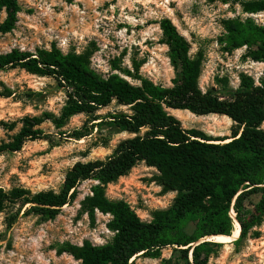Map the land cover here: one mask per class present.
I'll list each match as a JSON object with an SVG mask.
<instances>
[{
    "label": "trees",
    "instance_id": "obj_1",
    "mask_svg": "<svg viewBox=\"0 0 264 264\" xmlns=\"http://www.w3.org/2000/svg\"><path fill=\"white\" fill-rule=\"evenodd\" d=\"M212 1L239 4L246 14L264 13V0ZM21 11L19 0H0V15L7 14L0 33L16 28ZM159 24L176 73L170 86L144 77L137 61L128 68L114 60L111 72L103 76L92 67L94 52L90 49L65 53L52 45L35 52L15 48L0 54V71L20 69L53 78L66 97L59 114L44 112L11 124L3 122L6 131L18 125L20 129L10 141L0 144V156L20 152L27 142L50 139L42 128L45 123L61 130L75 116H93L112 104L126 108L69 134L68 138L81 140L98 128L130 136L105 158L76 162L59 190L0 187V213L18 208L6 219L10 228L21 213L42 221L55 220L78 199L81 184L94 182L90 194L80 202V213L93 223L97 212L110 215L107 227L114 235L105 244L85 240L81 245H58V255L68 254L78 264H136L140 257L160 259L166 248H173L176 264H209L215 247L222 243L199 242L213 236L231 238L235 228L232 211L240 227L239 239L233 242L236 246L248 237L258 238L255 229L264 222V79L257 85L252 77L241 74L239 89L229 97L214 89L204 91L200 86L203 53L191 55L189 41L171 19L164 18ZM224 28L221 41L226 52L246 47V58L264 62V25L253 18L229 19ZM169 110L227 116L235 124L232 136L213 139L203 131L184 129ZM107 144L108 140L103 146ZM139 164L158 171L155 182L164 193H176L171 206L154 211L151 221L140 218L127 201L107 196L108 186Z\"/></svg>",
    "mask_w": 264,
    "mask_h": 264
},
{
    "label": "rangeland",
    "instance_id": "obj_2",
    "mask_svg": "<svg viewBox=\"0 0 264 264\" xmlns=\"http://www.w3.org/2000/svg\"><path fill=\"white\" fill-rule=\"evenodd\" d=\"M19 2L22 11L18 14L16 28L0 33V54L15 48L35 52L50 49L52 45L65 53L90 49L94 52L92 67L103 76L111 72L114 60H120L128 68L137 61L142 64L144 77L170 86L176 73L159 24L169 18L189 41L191 55L203 53L200 86L204 91L214 89L220 96L229 97L239 89L241 74L252 77L257 85L264 79V62L246 58V47L232 53L224 50L225 44L221 41L226 35L224 21L253 18L264 25V13L246 14L239 4L212 0ZM6 17L5 12L0 15V25ZM65 100V93L53 78L20 69L0 71V144L10 141L20 129L18 125L13 131H6L3 122L11 124L23 116L44 112L59 114ZM125 110L112 104L93 116L73 117L61 130L45 123L42 128L51 135L50 139L27 142L20 152L0 156V187L9 190L23 186L33 192L59 190L67 171L76 162L105 158L121 140L130 136L98 128L81 140L68 138L69 134L84 125L100 122L94 119ZM172 114L181 120L184 129L203 131L213 139L231 138L235 125L231 119L217 121L211 116L183 115L175 111ZM107 140V146H103ZM157 175L155 168L139 164L130 174L110 184L107 196L127 201L140 218L151 221L154 211L169 208L176 197V193L163 192L155 182ZM94 184L92 181L81 184L78 199L64 207L52 221L21 213L9 228L6 219L18 208L10 207L0 213V264H78L68 254L58 255V245L65 242L81 245L85 240L94 244L110 241L114 235L107 227L112 219L110 215L97 212L93 223L87 214L80 213V202L90 194ZM255 230L258 238L248 237L238 246L232 242L215 247L216 254L209 264H264V222ZM173 253V248H166L160 259L140 257L136 264H176Z\"/></svg>",
    "mask_w": 264,
    "mask_h": 264
},
{
    "label": "bare ground",
    "instance_id": "obj_3",
    "mask_svg": "<svg viewBox=\"0 0 264 264\" xmlns=\"http://www.w3.org/2000/svg\"><path fill=\"white\" fill-rule=\"evenodd\" d=\"M170 111V110H169ZM171 111H175V112H180V113H183V115L186 113V114H190V115H193L191 114L189 111H179V110H171ZM172 113V112H171ZM176 116V115H175ZM178 118V117H177ZM215 119L217 121L219 120H227V121H230V119L227 117V116H221V115H213L211 116V119ZM207 119V118H206ZM229 140H227L226 142H228ZM232 216L233 218L235 219V228L233 230V233H232V237L231 238H224V237H218V236H213V237H206L204 239H202L199 243H202L204 241H213V242H216V243H223V244H228V243H232V242H235L237 239H239V236H240V227H239V224L238 222L236 221V218H235V213L232 212ZM198 243V244H199Z\"/></svg>",
    "mask_w": 264,
    "mask_h": 264
},
{
    "label": "water",
    "instance_id": "obj_4",
    "mask_svg": "<svg viewBox=\"0 0 264 264\" xmlns=\"http://www.w3.org/2000/svg\"><path fill=\"white\" fill-rule=\"evenodd\" d=\"M172 111L170 110V113H171ZM172 114V113H171ZM232 212H234V211H232ZM237 221V220H236ZM205 242V241H204ZM208 242H211V243H216V242H213V241H208ZM194 247V246H193Z\"/></svg>",
    "mask_w": 264,
    "mask_h": 264
}]
</instances>
